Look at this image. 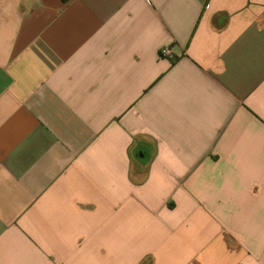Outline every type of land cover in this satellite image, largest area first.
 Returning a JSON list of instances; mask_svg holds the SVG:
<instances>
[{
	"label": "crops",
	"instance_id": "0c3cea01",
	"mask_svg": "<svg viewBox=\"0 0 264 264\" xmlns=\"http://www.w3.org/2000/svg\"><path fill=\"white\" fill-rule=\"evenodd\" d=\"M0 264H264V0H0Z\"/></svg>",
	"mask_w": 264,
	"mask_h": 264
},
{
	"label": "built area",
	"instance_id": "2783aa9c",
	"mask_svg": "<svg viewBox=\"0 0 264 264\" xmlns=\"http://www.w3.org/2000/svg\"><path fill=\"white\" fill-rule=\"evenodd\" d=\"M161 55L164 57H171L170 51L168 49H162Z\"/></svg>",
	"mask_w": 264,
	"mask_h": 264
}]
</instances>
